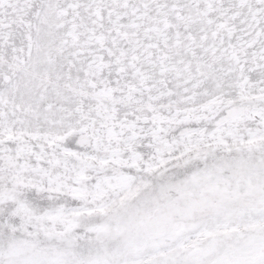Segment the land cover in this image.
<instances>
[{
    "label": "snow or ice",
    "instance_id": "obj_1",
    "mask_svg": "<svg viewBox=\"0 0 264 264\" xmlns=\"http://www.w3.org/2000/svg\"><path fill=\"white\" fill-rule=\"evenodd\" d=\"M0 264H264V0H0Z\"/></svg>",
    "mask_w": 264,
    "mask_h": 264
}]
</instances>
